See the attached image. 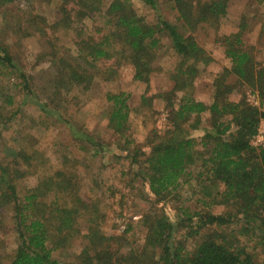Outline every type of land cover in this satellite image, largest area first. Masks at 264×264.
I'll return each mask as SVG.
<instances>
[{
	"label": "trees",
	"instance_id": "trees-1",
	"mask_svg": "<svg viewBox=\"0 0 264 264\" xmlns=\"http://www.w3.org/2000/svg\"><path fill=\"white\" fill-rule=\"evenodd\" d=\"M230 1L170 0L174 18L168 20L158 14L155 23H148L130 0H60L57 10L61 19L57 23L63 20L70 24L72 17L100 15L108 31L104 33L102 27L96 33L81 29L82 37L75 41V55L55 57L57 74L52 84L56 92L62 88L69 92L71 87L86 90L98 75L108 79L107 72L114 71V67L104 65L102 69L97 63L119 53L117 46L132 64L134 79L146 84L161 37L169 40L170 48L181 58L172 75V89L161 93L166 112L163 134L154 137L148 149L139 147L131 155L137 170L130 184L139 178L153 203L162 206L140 218L146 231L138 251L134 240L125 236L132 226L117 234L101 230L103 215L98 204L82 198L77 192V181L67 178L65 174L69 173L65 171L42 178L19 195L14 182L24 175L26 170L21 165H30L31 158L17 142L14 158L5 163L0 159V199L4 204H14V229L19 239L6 264H257L253 253L257 247L262 255L260 264H264V146L251 143L264 110L261 105L248 102L245 94V88L250 87L251 93L258 92L259 100L264 101V66L258 67L244 46L242 32L247 24L243 19L238 27L243 31L227 34L219 41L225 46L228 64L216 73L211 98L197 100L189 92L200 74V65L206 66L211 60L194 32L207 26L217 28L227 16ZM143 2L156 8L155 0ZM31 18L35 22L38 16ZM40 21L47 25L43 18L38 19L36 30L46 33L39 26ZM57 23L48 27L55 29ZM9 71L19 74V91L26 96L32 93L30 76L19 70L1 41L0 73ZM176 92L183 95L176 97ZM128 98L124 91L107 93L104 118L106 127L116 135L114 141L121 138L129 144L125 138ZM4 104H12V96L6 95ZM204 112L209 114L208 126L195 136L192 132L200 128ZM6 120L2 119V127ZM66 161L64 156L63 162ZM185 185L200 196L197 202L201 207H178L174 213L167 203L176 201ZM202 190L205 191L200 194ZM50 194V201H45ZM213 205L227 209L213 213ZM79 217L87 223L81 233L86 244L76 261L53 257L55 249L79 232ZM0 264H4L1 258Z\"/></svg>",
	"mask_w": 264,
	"mask_h": 264
},
{
	"label": "rangeland",
	"instance_id": "rangeland-1",
	"mask_svg": "<svg viewBox=\"0 0 264 264\" xmlns=\"http://www.w3.org/2000/svg\"><path fill=\"white\" fill-rule=\"evenodd\" d=\"M59 2L60 0H0V45L2 41L19 70L30 76L29 89L32 91L27 96L25 92L19 91V74L10 71L7 74L0 73V159L4 163L11 161L17 142L30 156V165H21V169L26 170L24 175L14 182L19 195L36 186L42 178L53 177L58 170L69 173L65 175L72 182L77 181L79 195L98 204L103 215L101 230L106 234H117L132 226L125 236L134 240V247L140 251V241L146 230L139 220L147 211L159 208L162 203H153L147 186L139 178L130 184V179L137 170L131 155L139 147L142 150L148 149V143L163 134L166 112L161 93L172 89V75L181 64V58L172 51L169 40L161 37L160 46L151 63L149 82L146 84L134 79L132 64L120 52V46H117L119 53L97 63L100 68L104 65L114 67V71L107 72L108 79L98 75L86 90L71 87L69 92L65 88L56 92L52 84L57 74L55 57L75 55V41L82 37L81 29L96 33L97 28L102 27L104 33L108 31L105 19L100 15L84 19L72 17L70 24L63 20L57 23L61 19L57 10ZM130 2L148 23H155L158 14L168 20L174 18L173 3L170 0H155V9L143 0ZM33 15L38 16L35 22L31 18ZM41 18L47 25L43 26L40 21L39 26L46 33L36 30L38 19ZM242 19L247 24L244 31L238 28ZM55 22L58 24L55 29L48 27ZM238 31H243L244 46L255 64L258 67L264 66V0L261 3L255 0H231L227 16L217 28L207 26L206 29L194 32L196 41L211 58L206 66L200 65V74L189 88V92L197 100L208 101L211 98L213 79L222 66L228 64L225 46L219 41L225 35ZM245 89L247 101L261 105L264 110V101L261 103L258 92L251 93L250 87ZM121 91L129 94L127 103L130 112L125 136L129 144L124 143L125 139L121 138L114 141L116 135L106 127L104 118L108 109L106 94ZM6 95L12 96V104H4ZM175 95L180 97L183 93L176 92ZM142 97L146 101L143 102ZM37 101L42 107L37 105ZM43 102L45 106L42 105ZM3 118L7 120L2 127ZM208 120L209 115L203 114L200 128L192 133L195 136L201 135L202 130L208 126ZM261 127L264 129V122ZM155 129L156 134L153 133ZM81 132L93 138L95 143L83 137ZM64 156L67 157L66 162H63ZM204 191H200V194ZM199 197L185 185L179 190L178 199L168 201L167 206L174 213L178 211V207L200 208L201 204L197 202ZM51 198L50 194L45 201H50ZM1 200L0 258L6 264L19 239L14 229V204H4ZM226 209L223 205L210 207L213 213ZM86 224L84 217H79V232L65 245L55 249L53 257L65 262H75L86 244V239L81 235L85 232ZM48 245L51 246V242ZM253 251L256 263L260 264V247Z\"/></svg>",
	"mask_w": 264,
	"mask_h": 264
},
{
	"label": "built area",
	"instance_id": "built-area-1",
	"mask_svg": "<svg viewBox=\"0 0 264 264\" xmlns=\"http://www.w3.org/2000/svg\"><path fill=\"white\" fill-rule=\"evenodd\" d=\"M264 122V118L261 119L260 124L257 129V133L253 136L251 143L256 147L264 146V129L261 127V124Z\"/></svg>",
	"mask_w": 264,
	"mask_h": 264
},
{
	"label": "crops",
	"instance_id": "crops-1",
	"mask_svg": "<svg viewBox=\"0 0 264 264\" xmlns=\"http://www.w3.org/2000/svg\"><path fill=\"white\" fill-rule=\"evenodd\" d=\"M203 114H208V112H204V113H202V117H203ZM209 115V114H208Z\"/></svg>",
	"mask_w": 264,
	"mask_h": 264
}]
</instances>
